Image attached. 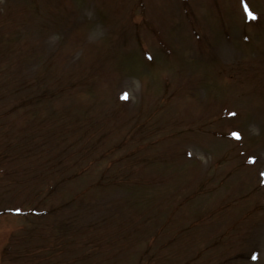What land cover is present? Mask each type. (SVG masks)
Returning <instances> with one entry per match:
<instances>
[{
  "label": "rangeland",
  "instance_id": "1",
  "mask_svg": "<svg viewBox=\"0 0 264 264\" xmlns=\"http://www.w3.org/2000/svg\"><path fill=\"white\" fill-rule=\"evenodd\" d=\"M249 1L262 21L245 25L240 0H0L1 8L8 5L9 16L0 25V45L9 44L8 61L0 70L10 76L41 77L35 89L39 92L75 81L58 100L27 101L33 109L43 107L40 120L30 106L18 110L21 124L30 125L23 136L16 127L0 135L11 170L17 165L24 172L19 180L5 182V167L0 165V264H264V191L258 183L264 171V35L258 36L264 0ZM197 35L189 49V37ZM141 43L172 52L180 48L181 62L155 57L148 63L139 50L138 67L130 71L135 62L129 56ZM185 56L201 57L204 66L191 59L190 74L175 85L176 101L169 100L162 93L169 87L158 76L175 66L187 71ZM153 65L160 71L155 70L154 77L149 71ZM166 76L164 81L171 80L174 88L172 75ZM229 91L236 100L233 105L223 97ZM88 101L94 114H119L112 121L122 136L131 133L134 140L149 143L143 151L147 161L126 167L132 182L113 181L112 159L127 154L128 143L107 159L87 163L90 156L75 158L73 151L89 138L75 142L73 126L89 124L99 134L110 126L98 116L86 117L83 106ZM228 110L237 117H225ZM238 120L245 122L250 135L244 145L260 154L253 153L262 164L257 168L245 162L249 153H241L240 142L226 135ZM219 132L223 137L217 138ZM103 137L99 148L117 142L111 130ZM30 140L36 147L26 146ZM92 141L99 144L96 137ZM49 143L73 155L61 171L73 172L81 160L87 168L65 189L51 192L48 185L56 176L34 177L42 162L21 158L26 147L50 159L54 149ZM219 165L226 168L223 176L229 170H234L232 177L241 176L222 186L227 194L222 199L212 193L219 189L213 182L220 178ZM91 183L95 185L74 202H65ZM246 190L248 196L236 202ZM220 199L230 202L221 210ZM62 202L66 205L61 214L39 217L45 227L27 214L6 211Z\"/></svg>",
  "mask_w": 264,
  "mask_h": 264
},
{
  "label": "trees",
  "instance_id": "2",
  "mask_svg": "<svg viewBox=\"0 0 264 264\" xmlns=\"http://www.w3.org/2000/svg\"><path fill=\"white\" fill-rule=\"evenodd\" d=\"M7 47L8 43L5 45H0V61L4 60L6 56H8L7 52ZM4 51V52H3ZM3 75H1L2 77ZM41 82V79H29V78H23L22 75L19 76V78H14L11 84H14V87L12 86H7V84L4 82V80H0V124L6 121L8 117L11 116V113L14 112L16 109L22 106L23 99L22 98H13V93L17 92L19 94L28 93L29 90H35L39 83ZM67 85H60L57 86L53 89H51L50 92H33L29 95L28 101H36L39 100V98L46 97V98H51L54 100L56 97L60 95L62 92L63 88ZM5 89V90H2ZM2 90V91H1ZM89 93H92V89H89ZM88 106V102H87ZM116 162L118 160H115ZM1 164H4L1 161ZM121 180V178H119Z\"/></svg>",
  "mask_w": 264,
  "mask_h": 264
}]
</instances>
